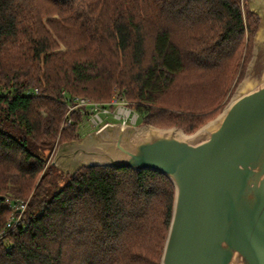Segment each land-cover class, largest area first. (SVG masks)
Segmentation results:
<instances>
[{
	"label": "trees",
	"instance_id": "16d2710c",
	"mask_svg": "<svg viewBox=\"0 0 264 264\" xmlns=\"http://www.w3.org/2000/svg\"><path fill=\"white\" fill-rule=\"evenodd\" d=\"M259 21L247 0H0V264H161L174 183L53 165L81 121L63 127L62 92L118 91L145 123L192 133L243 77ZM6 198H29L12 227Z\"/></svg>",
	"mask_w": 264,
	"mask_h": 264
},
{
	"label": "water",
	"instance_id": "95a60500",
	"mask_svg": "<svg viewBox=\"0 0 264 264\" xmlns=\"http://www.w3.org/2000/svg\"><path fill=\"white\" fill-rule=\"evenodd\" d=\"M246 73L222 111L192 133L109 122L61 142L52 164L132 167L175 185L161 264H264V0Z\"/></svg>",
	"mask_w": 264,
	"mask_h": 264
},
{
	"label": "built area",
	"instance_id": "2783aa9c",
	"mask_svg": "<svg viewBox=\"0 0 264 264\" xmlns=\"http://www.w3.org/2000/svg\"><path fill=\"white\" fill-rule=\"evenodd\" d=\"M29 92L37 94L38 88ZM62 95L68 106L63 126L67 127L72 123L73 113H79L83 133L98 130L109 122H117L123 125H138V122L142 118L140 111L118 91L112 95L111 99L106 101L95 100L88 96L70 97L66 91H63ZM5 202L6 205L17 209V212L7 222L8 227L15 226L20 222L21 215L28 201L6 198ZM6 233V230H3L0 237H3Z\"/></svg>",
	"mask_w": 264,
	"mask_h": 264
},
{
	"label": "rangeland",
	"instance_id": "374dc122",
	"mask_svg": "<svg viewBox=\"0 0 264 264\" xmlns=\"http://www.w3.org/2000/svg\"><path fill=\"white\" fill-rule=\"evenodd\" d=\"M85 9L83 8V7H81L80 9H79V11L80 12H83ZM53 17H57V16H53ZM260 22V21H259ZM256 33V32H255ZM254 37H255V35H254ZM253 46H254V38H253ZM62 49H63V47H62ZM252 53H253V50H252ZM251 57H252V55H251ZM251 59V58H250ZM250 61V60H249ZM249 63V62H248ZM247 66H248V64H247ZM246 69H247V67H246ZM246 69H245V73H246ZM245 73H244V75H245ZM244 75H243V77H244ZM243 77L237 82V84H235V86L234 87H232V89H231V91H230V93L228 94V100H227V102L230 100V98H231V96H232V94L234 93V91H235V89H236V87L238 86V84H239V82L243 79ZM115 93V92H114ZM113 93V94H114ZM112 97V96H111ZM111 99V98H110ZM106 101V100H105ZM226 102V103H227ZM133 106H135V104H133V103H131ZM226 105V104H225ZM224 105V106H225ZM223 109V108H222ZM222 111V110H221ZM220 111V112H221ZM81 121L79 122V124H78V127H77V131H76V135H79V137L78 138H82V137H85L86 135H88V134H90L91 132H87V133H83V130L81 129ZM145 124V122L143 121V119L141 118L140 119V121L138 122V125H144ZM63 125H64V123H63ZM63 127H66V126H63ZM60 144V143H59ZM59 144L58 145H56V147H55V149H54V151H53V153H52V159L54 158V156L56 155V153L58 152V149H59ZM27 201H29V198L27 199Z\"/></svg>",
	"mask_w": 264,
	"mask_h": 264
}]
</instances>
